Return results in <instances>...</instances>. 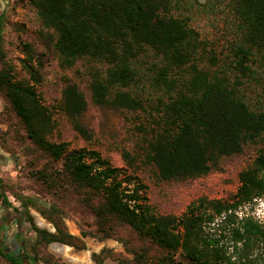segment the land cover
Masks as SVG:
<instances>
[{"label":"trees","instance_id":"obj_1","mask_svg":"<svg viewBox=\"0 0 264 264\" xmlns=\"http://www.w3.org/2000/svg\"><path fill=\"white\" fill-rule=\"evenodd\" d=\"M200 1L29 0L61 67L83 61L92 101L135 115L141 143L133 152L123 150L127 166L114 165L97 149L52 139L59 112L91 139L82 122L85 92L66 78L60 99L47 105L38 88L45 53L25 43L27 76H20L6 58L0 19V148H20L48 193L60 199L75 194L95 220L94 230L78 236L56 202L16 195L21 204L15 206L0 164L3 206L21 213L35 232L29 253L23 245L5 252L0 235V255L13 264H67L49 245L82 250L84 237L93 236L117 239L129 254L103 247L93 253V264L107 258L116 264H264L263 250L257 254L264 220L244 209L264 196V0ZM210 1L225 5L236 21L235 39L222 47L192 24L193 10ZM247 146H256V154L240 171L237 190L226 199L199 197L180 215L158 212L137 175L145 165L161 181L203 177ZM29 205L55 230L38 226Z\"/></svg>","mask_w":264,"mask_h":264},{"label":"rangeland","instance_id":"obj_2","mask_svg":"<svg viewBox=\"0 0 264 264\" xmlns=\"http://www.w3.org/2000/svg\"><path fill=\"white\" fill-rule=\"evenodd\" d=\"M206 0L200 2L205 3ZM207 4V6H206ZM204 6L197 5L193 10L192 24L202 34L219 47L227 41L235 39L237 26L231 11L225 5H213L207 2ZM0 19L2 22L3 47L6 58L14 63L20 76H27L22 67L24 44L31 43L39 52H44L43 81L38 86L47 105L56 103L62 93L66 78L76 82L85 92L88 109L82 122L89 128L91 139L81 135L73 126L71 120L62 113H56L58 128L52 139L68 141L72 148H93L108 157L116 166H127L123 150L135 151L141 143V134L136 129L135 115L114 109L106 105H97L92 101L89 87L90 76L87 75L83 61H78L72 68H63L59 63L53 47L41 35V24L35 8L29 0H0ZM4 101L0 96V111ZM142 117V116H141ZM4 127V125H2ZM256 146H247L241 154L227 157L222 169L213 171L206 176L180 181H161L155 176L151 166L142 165L137 175L149 186L150 202L160 213L182 214L188 205L199 197L226 199L234 193L239 184V173L252 163L256 154ZM16 151L0 148L1 175L6 183L9 200L19 206L21 203L16 195L25 200L26 197L41 199V203L56 202L64 212L66 224L71 233L81 236L82 230H94L93 213L75 194L65 198H57L48 193L45 184L37 180L30 172L27 158L20 148ZM253 216L259 218L264 213V196L246 208ZM29 210L35 223L54 231L53 224L45 218L35 205H29ZM241 213V211H240ZM242 214V213H241ZM0 235L3 239L5 252L12 253L17 246L23 245L29 253L35 232L31 224L22 219L21 213L3 206L0 200ZM86 248L78 250L72 246L54 242L48 247L57 258L67 264H93V253L100 252L103 247H110L117 253L129 255L122 242L109 238L99 240L93 236L84 237ZM264 252V247L257 251ZM112 258H107L105 264H116ZM0 264H13L7 257L0 255ZM25 264H29L28 261Z\"/></svg>","mask_w":264,"mask_h":264},{"label":"built area","instance_id":"obj_3","mask_svg":"<svg viewBox=\"0 0 264 264\" xmlns=\"http://www.w3.org/2000/svg\"><path fill=\"white\" fill-rule=\"evenodd\" d=\"M257 219L263 221L264 220V213H263L262 217L259 216V218H257Z\"/></svg>","mask_w":264,"mask_h":264}]
</instances>
